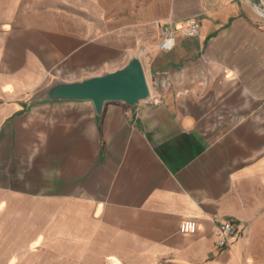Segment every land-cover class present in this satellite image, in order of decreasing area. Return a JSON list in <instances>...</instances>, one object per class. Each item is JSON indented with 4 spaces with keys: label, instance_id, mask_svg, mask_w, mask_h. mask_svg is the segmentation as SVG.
Masks as SVG:
<instances>
[{
    "label": "crops",
    "instance_id": "crops-1",
    "mask_svg": "<svg viewBox=\"0 0 264 264\" xmlns=\"http://www.w3.org/2000/svg\"><path fill=\"white\" fill-rule=\"evenodd\" d=\"M257 7L0 0V264H264ZM194 20L197 36L177 31L173 50L159 49L165 28ZM135 56L151 91L135 107L34 103L55 80ZM222 222L238 235L219 249Z\"/></svg>",
    "mask_w": 264,
    "mask_h": 264
},
{
    "label": "water",
    "instance_id": "water-1",
    "mask_svg": "<svg viewBox=\"0 0 264 264\" xmlns=\"http://www.w3.org/2000/svg\"><path fill=\"white\" fill-rule=\"evenodd\" d=\"M248 1L261 7V0ZM149 98L150 89L143 64L135 56L123 68L114 72L74 82L55 80L37 95L34 103L90 101L100 115L107 102H124L135 107L139 102Z\"/></svg>",
    "mask_w": 264,
    "mask_h": 264
},
{
    "label": "built area",
    "instance_id": "built-area-1",
    "mask_svg": "<svg viewBox=\"0 0 264 264\" xmlns=\"http://www.w3.org/2000/svg\"><path fill=\"white\" fill-rule=\"evenodd\" d=\"M200 30V22L197 20L189 22L186 26L177 27L173 29L165 28L164 37L159 44V49L162 51H171L176 46V32L182 31L187 37L197 36ZM151 98V91H150ZM149 98V99H150ZM159 102V99L156 100ZM183 233H194L196 231V222L184 221L180 227ZM217 247L219 249L229 247L236 239L238 235L237 225L233 222H222L217 227Z\"/></svg>",
    "mask_w": 264,
    "mask_h": 264
},
{
    "label": "bare ground",
    "instance_id": "bare-ground-1",
    "mask_svg": "<svg viewBox=\"0 0 264 264\" xmlns=\"http://www.w3.org/2000/svg\"><path fill=\"white\" fill-rule=\"evenodd\" d=\"M257 8L259 9L258 10L259 15L264 17V11L260 7H257ZM259 11H261V13Z\"/></svg>",
    "mask_w": 264,
    "mask_h": 264
},
{
    "label": "rangeland",
    "instance_id": "rangeland-1",
    "mask_svg": "<svg viewBox=\"0 0 264 264\" xmlns=\"http://www.w3.org/2000/svg\"><path fill=\"white\" fill-rule=\"evenodd\" d=\"M264 9V8H263Z\"/></svg>",
    "mask_w": 264,
    "mask_h": 264
}]
</instances>
